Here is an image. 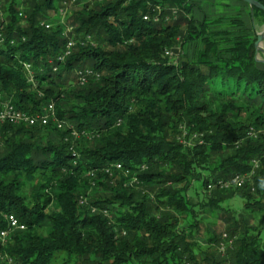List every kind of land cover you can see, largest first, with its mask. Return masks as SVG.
Segmentation results:
<instances>
[{"label": "trees", "instance_id": "16d2710c", "mask_svg": "<svg viewBox=\"0 0 264 264\" xmlns=\"http://www.w3.org/2000/svg\"><path fill=\"white\" fill-rule=\"evenodd\" d=\"M60 1L32 0L24 26L11 8L7 35L27 42L0 53L5 97L32 114L59 103L57 117L68 122L65 132L0 125V210L27 227L5 252L15 264H264V137L249 136L264 129V67L250 30H199L190 0H78L77 46L59 63L65 28L40 23ZM216 36L236 38L221 52ZM181 38L182 46L202 40L196 62L165 57ZM86 71L96 76L83 82ZM77 101L81 112L62 107ZM73 130L82 137L74 144ZM49 131L63 133L59 144L38 141ZM253 172L242 188L213 189L208 205L240 198L255 223L228 218L225 234L208 231L203 248L193 239L202 219L190 188Z\"/></svg>", "mask_w": 264, "mask_h": 264}, {"label": "rangeland", "instance_id": "374dc122", "mask_svg": "<svg viewBox=\"0 0 264 264\" xmlns=\"http://www.w3.org/2000/svg\"><path fill=\"white\" fill-rule=\"evenodd\" d=\"M191 4L194 5V10L192 14V18L194 22L197 24L198 29L200 30L199 25L202 23H207L208 25V33L215 34L217 33H234L237 29L238 26H244L245 22H242V18H246V24L248 27L251 29V33H249V38L255 42H257V37L258 34H260L264 30V16L262 15H256L254 18L250 17L248 18V13H249V6L245 4H241V2H236L232 0H190ZM82 6V5H80ZM81 8L79 5H76L70 9V16L69 19L72 25V18L73 15H75L77 12H80ZM178 14V13H177ZM176 14V15H177ZM51 17H54V14H51ZM56 17H54V20ZM72 28V26H71ZM74 29V28H73ZM183 31H185V28H183ZM229 36V35H228ZM228 36H216L213 37L212 39L216 42H218L219 45V50L221 52H225L229 49V47L234 44L235 41V36H232V38ZM186 38V36L184 37ZM184 38H181L179 40L178 46L173 49V51H168L170 53L169 56L165 54V57L169 58L171 61H176L178 58L186 56L188 57L191 61H197L199 53L203 51L204 49V44L201 39L199 40H194L186 45L182 46V43L184 41ZM264 46V45H263ZM224 57H229L228 54H223ZM259 60H264V55L259 54L257 56ZM261 64V63H260ZM262 67H264V64H261ZM76 73H72L71 77H76ZM81 86H84L82 84ZM60 104L58 103L56 105V109L58 111V106ZM46 106V105H44ZM43 106V108H44ZM80 105L77 102H71L69 105H63L62 107L64 108H73L77 110V112H81V110L78 108ZM65 124L68 125V122L65 121ZM72 128V127H71ZM65 130H66V125H65ZM65 130H62V132H65ZM264 130V129H263ZM181 134V142L183 143H188V135L186 132V129L184 127H181L179 130ZM260 131V130H259ZM76 131H72L69 136H71V143H75L76 141H81L82 137L79 136H73ZM62 134L56 131H49L48 133L46 132L39 138V142L41 143H47L48 141L53 142L55 144H59V142L62 139ZM66 138L64 139L65 143L69 142L68 136H65ZM87 142L90 143V145H93L94 139L93 138H87ZM254 176V175H253ZM248 177L246 178V183H249L252 181V178ZM177 186V185H176ZM175 186V187H176ZM179 187V186H177ZM32 187L28 186L26 188L27 192L29 193ZM213 190H208L205 191L204 188L202 187V184L199 182H195L193 187L190 188V199L191 201L195 204L198 205L197 211L199 218L201 220L200 225V230L197 233H194L193 239H197L200 245H202L203 248L206 249V243H207V233L208 231L210 233H223L225 234L226 230V222L228 218L231 219H237L240 221V217L243 216L246 220L250 221L251 223H255V220L251 218L250 214L247 213L245 209L246 201L242 200L240 198H232L229 201L225 202L222 205L221 209L218 208H211L208 203L209 199L212 196ZM211 194V195H210ZM83 207L88 206V202L84 201L82 203ZM56 208L50 207V211L55 210ZM263 213H257L256 217L262 216ZM188 223L190 225H193L195 223V219L192 217L188 218ZM45 230L42 231V234H46L50 227L51 224L46 222L45 223ZM187 226H183L185 228ZM227 239V238H224ZM225 244V243H224ZM12 245V242L7 246V248ZM227 250V245L225 244V250L221 253L222 255L226 254Z\"/></svg>", "mask_w": 264, "mask_h": 264}, {"label": "built area", "instance_id": "2783aa9c", "mask_svg": "<svg viewBox=\"0 0 264 264\" xmlns=\"http://www.w3.org/2000/svg\"><path fill=\"white\" fill-rule=\"evenodd\" d=\"M32 0H0V53H2L7 48L11 47H19L21 43H26L27 38L22 36L18 38L17 36L9 37L7 35L9 26L11 24V8H14L16 18L22 22L24 26L27 22L28 11L30 10V2ZM46 1V0H41ZM78 0H61L58 8L54 14V17L51 15L47 16L44 19L40 26L47 31L53 30L56 27H64V37L67 39V44L64 52L58 57L59 63H64L73 53L74 49H76L77 42L71 35L74 32V29L68 26V19L70 16V9L76 6ZM177 12H174L176 15ZM145 21H148V18H145ZM158 21V20H156ZM87 41H91V37L87 38ZM166 55L169 56L170 53L166 52ZM23 68L27 73L29 80L31 83L35 82L33 67L30 63H23ZM57 71V68H55ZM79 77L85 81V77L96 76L93 72H81L78 74ZM12 124L15 126H30V127H42V128H56L59 131L65 130V122L58 119L56 114V107L54 103H49L44 106L42 110L37 114H32L29 112H24L18 110L12 102V99L9 100L2 93L0 88V125L3 124ZM79 136L78 133H74L73 135ZM249 136L253 139H257L258 137H264V130L255 131L251 129L249 132ZM118 169L121 167L118 165ZM109 173V171H107ZM254 175V172L249 176H237L230 182H219L215 185L210 184L208 189L213 190L215 188H219L221 190H229L233 186L234 188H242L246 183V178ZM5 225V226H3ZM27 231L26 225L22 224L18 217H16L12 213L3 212L0 210V263L1 264H15V260L5 252L7 246L13 241L14 235L19 232L23 233ZM221 250H225V246L222 245Z\"/></svg>", "mask_w": 264, "mask_h": 264}, {"label": "water", "instance_id": "95a60500", "mask_svg": "<svg viewBox=\"0 0 264 264\" xmlns=\"http://www.w3.org/2000/svg\"><path fill=\"white\" fill-rule=\"evenodd\" d=\"M234 1H238L241 3H244L246 5H248L252 11V13L255 12V9H258L262 12H264V5H262L260 2L256 1V0H234ZM264 30L258 34L257 37V42L255 44L256 47V51H257V56H259V54H263L264 55ZM258 63L264 64V60H259L257 58Z\"/></svg>", "mask_w": 264, "mask_h": 264}, {"label": "crops", "instance_id": "0c3cea01", "mask_svg": "<svg viewBox=\"0 0 264 264\" xmlns=\"http://www.w3.org/2000/svg\"><path fill=\"white\" fill-rule=\"evenodd\" d=\"M232 1H234V0H232ZM236 2H238V1H236ZM241 4H244V3H241ZM246 5V4H245ZM248 6V5H247ZM250 8V7H249ZM250 17V19L251 18H254L253 17V13H252V11H251V9L249 10V13H248V18ZM252 20V19H251ZM242 22L244 23L245 22V24H244V26H238V29L234 32V33H239L240 31H242V30H244V29H248V30H250V32L249 33H251V29H250V27H248V25L246 24V18H242ZM249 35V34H248ZM250 37V36H249ZM232 38V37H231Z\"/></svg>", "mask_w": 264, "mask_h": 264}]
</instances>
